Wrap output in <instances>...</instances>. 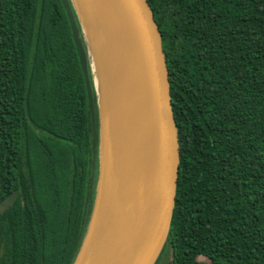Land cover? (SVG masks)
Here are the masks:
<instances>
[{"label": "trees", "instance_id": "1", "mask_svg": "<svg viewBox=\"0 0 264 264\" xmlns=\"http://www.w3.org/2000/svg\"><path fill=\"white\" fill-rule=\"evenodd\" d=\"M179 166L156 264H264V0H147ZM97 109L70 0H0V264H72L97 174ZM165 264V263H164Z\"/></svg>", "mask_w": 264, "mask_h": 264}, {"label": "water", "instance_id": "2", "mask_svg": "<svg viewBox=\"0 0 264 264\" xmlns=\"http://www.w3.org/2000/svg\"><path fill=\"white\" fill-rule=\"evenodd\" d=\"M70 0L97 109V174L72 264H156L175 208L179 145L162 36L147 0ZM16 194L0 202V214Z\"/></svg>", "mask_w": 264, "mask_h": 264}, {"label": "bare ground", "instance_id": "3", "mask_svg": "<svg viewBox=\"0 0 264 264\" xmlns=\"http://www.w3.org/2000/svg\"><path fill=\"white\" fill-rule=\"evenodd\" d=\"M106 14L109 17H113L116 15V6L114 1L112 0H106V6H105Z\"/></svg>", "mask_w": 264, "mask_h": 264}, {"label": "rangeland", "instance_id": "4", "mask_svg": "<svg viewBox=\"0 0 264 264\" xmlns=\"http://www.w3.org/2000/svg\"><path fill=\"white\" fill-rule=\"evenodd\" d=\"M164 263L166 264V261H164ZM164 263H163V264H164Z\"/></svg>", "mask_w": 264, "mask_h": 264}]
</instances>
